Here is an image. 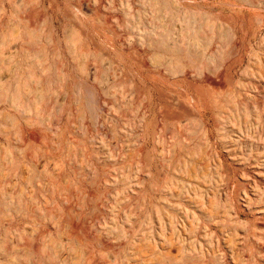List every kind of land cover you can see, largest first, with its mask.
I'll return each mask as SVG.
<instances>
[{
	"label": "rangeland",
	"instance_id": "rangeland-1",
	"mask_svg": "<svg viewBox=\"0 0 264 264\" xmlns=\"http://www.w3.org/2000/svg\"><path fill=\"white\" fill-rule=\"evenodd\" d=\"M0 264H264V0H0Z\"/></svg>",
	"mask_w": 264,
	"mask_h": 264
}]
</instances>
